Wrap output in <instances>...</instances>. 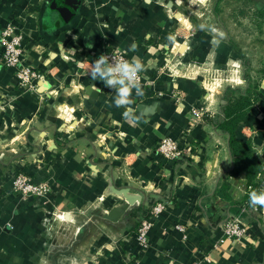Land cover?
<instances>
[{
	"label": "crops",
	"instance_id": "0c3cea01",
	"mask_svg": "<svg viewBox=\"0 0 264 264\" xmlns=\"http://www.w3.org/2000/svg\"><path fill=\"white\" fill-rule=\"evenodd\" d=\"M205 1L0 0V29L14 19L23 62L43 74L36 92H24L0 54V264H264V207L241 216L243 236L216 244L250 188L243 174L229 175L227 137L193 113L202 107L213 119L227 86L253 83L256 100L235 133L251 141L264 180V59L242 74L240 49L215 12L202 11ZM208 19L210 30H200ZM111 49L139 57L147 78L163 73L143 84L144 96L133 95L138 121L114 106L113 89L88 75ZM168 62L178 64L171 74ZM165 136L184 149L175 161L156 150ZM17 172L49 184L46 203L19 198L11 187ZM127 197L135 201L116 220L104 218ZM154 201L165 207L143 247L136 227Z\"/></svg>",
	"mask_w": 264,
	"mask_h": 264
},
{
	"label": "built area",
	"instance_id": "2783aa9c",
	"mask_svg": "<svg viewBox=\"0 0 264 264\" xmlns=\"http://www.w3.org/2000/svg\"><path fill=\"white\" fill-rule=\"evenodd\" d=\"M24 51V35L16 24L14 19L8 18L5 24L0 29V54L1 64L8 70H11L16 78V84L19 89L24 92H36L38 89V81L43 78V74L38 70L25 64L22 60ZM104 55L114 56L117 59H129L124 52L118 49H111L105 51ZM164 73L171 74L178 68V64L171 62L166 63ZM163 74L162 71L154 77L147 78L144 76V72L141 75L142 85L148 87L154 84V79L160 77ZM205 108L200 107L198 110H193V113L197 117H213L212 112L207 111ZM204 110V112H203ZM156 150L164 160L175 161L181 157L184 149L180 146L177 139L169 136L160 138L156 144ZM11 187L16 192L21 200L29 198L39 199L42 203H46L50 196V186L47 182L33 181L32 177L25 172L12 173ZM165 204L162 201H154L149 210V214L143 216L136 227L135 242L136 244L146 247L148 244V233L152 225V218L158 216L164 209ZM56 218H60L62 213L56 215L52 213ZM48 219V218H46ZM49 223V219L47 220ZM176 228L180 231H184V227L181 224H177ZM247 226L243 222L242 217L238 215H230L222 225V236L218 239V242H222L223 239H234L243 236L246 233ZM1 236V230H0ZM192 264H199V262H193Z\"/></svg>",
	"mask_w": 264,
	"mask_h": 264
},
{
	"label": "trees",
	"instance_id": "16d2710c",
	"mask_svg": "<svg viewBox=\"0 0 264 264\" xmlns=\"http://www.w3.org/2000/svg\"><path fill=\"white\" fill-rule=\"evenodd\" d=\"M247 78L249 81V76ZM253 87L254 84L249 82L246 87L228 86L225 90L224 104L221 106V112L213 119L212 117L208 118V121L228 139L232 159V169L229 175L243 174L247 187L250 188L244 199L235 202L232 206V214L238 216H244L247 214V210L252 207L249 204V193L259 191L262 184H264V180L260 179L262 165L256 159L251 141L248 139L240 140L235 133L237 125L244 119L246 113L256 100V96L253 94ZM224 188H228L227 182Z\"/></svg>",
	"mask_w": 264,
	"mask_h": 264
},
{
	"label": "rangeland",
	"instance_id": "374dc122",
	"mask_svg": "<svg viewBox=\"0 0 264 264\" xmlns=\"http://www.w3.org/2000/svg\"><path fill=\"white\" fill-rule=\"evenodd\" d=\"M200 8L208 14L215 12V23L228 29L240 49L237 69L244 75L256 70L264 59V0H206ZM210 21L206 22L208 26ZM215 77L218 73L212 74V80ZM227 83L234 84L233 81H223L222 87Z\"/></svg>",
	"mask_w": 264,
	"mask_h": 264
},
{
	"label": "clouds",
	"instance_id": "9594fccd",
	"mask_svg": "<svg viewBox=\"0 0 264 264\" xmlns=\"http://www.w3.org/2000/svg\"><path fill=\"white\" fill-rule=\"evenodd\" d=\"M150 3V0H144ZM200 30H210L206 24H201ZM221 35H223L221 33ZM171 39V37H169ZM132 51H136L135 42L130 45ZM146 71L144 62L139 57L131 59H117L114 56L101 54L94 63L91 64L88 75L92 80H99L110 89L114 90V106L126 109L124 115L126 118L138 121L135 115L133 105V95L142 97L145 95L143 85L141 83V73ZM94 90L101 91L93 84ZM249 204L252 207H264V189L252 191L249 193Z\"/></svg>",
	"mask_w": 264,
	"mask_h": 264
},
{
	"label": "water",
	"instance_id": "95a60500",
	"mask_svg": "<svg viewBox=\"0 0 264 264\" xmlns=\"http://www.w3.org/2000/svg\"><path fill=\"white\" fill-rule=\"evenodd\" d=\"M56 1H61V2H65L66 5H69V4H73L75 2H77L78 0H56ZM64 5L63 7L64 8H67L68 6ZM135 201V198H126L125 201L119 205V206H114L112 207L105 215H104V218H107L109 220H116L118 218V216H120V214L125 211L128 206L130 204H133ZM83 227L80 228L79 230V234L78 235H81L82 234V231H83Z\"/></svg>",
	"mask_w": 264,
	"mask_h": 264
}]
</instances>
